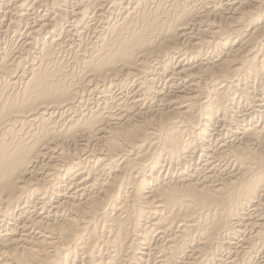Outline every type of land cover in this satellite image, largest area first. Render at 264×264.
<instances>
[{"label": "bare ground", "instance_id": "6f19581e", "mask_svg": "<svg viewBox=\"0 0 264 264\" xmlns=\"http://www.w3.org/2000/svg\"><path fill=\"white\" fill-rule=\"evenodd\" d=\"M70 2L12 0L3 11L20 21L45 6L54 18L38 17L21 45L0 51V264H146L153 252L160 264H208L222 259L242 225L249 231L227 263L264 250V104L252 100L260 124L243 120L217 145L209 132L256 92L264 0H74L73 9ZM88 15L102 29L92 41L79 37L63 58L58 21L89 30ZM8 22L1 33L22 24ZM40 33L47 36L38 41ZM213 48L223 54L203 63ZM173 50L199 62H175L169 81L177 91L170 92L154 86L151 68H169ZM128 82L139 93L130 101L108 95ZM86 90L113 99L83 111ZM153 94L155 108L142 107L139 96Z\"/></svg>", "mask_w": 264, "mask_h": 264}, {"label": "rangeland", "instance_id": "374dc122", "mask_svg": "<svg viewBox=\"0 0 264 264\" xmlns=\"http://www.w3.org/2000/svg\"><path fill=\"white\" fill-rule=\"evenodd\" d=\"M5 1H7V3H6ZM72 1H74V0H71V2H72ZM226 1H227L228 3H238L239 1L242 2V1H249V0H226ZM230 1H231V2H230ZM236 1H237V2H236ZM1 2H2V3H1ZM1 2H0V6H1L2 8L0 7V14H1V15H0V19H2V20L0 21V29H1V27H2V28H5L6 25H8L7 22H8V21L10 22L11 19H12V20H16V19H17L18 22H21V23H22V24H20L19 29H16L15 31H13L14 34H13V32H10V31H9V32H2V33L0 32V37H1V38H0V39H1V41H0V46H1L0 51H1V52L3 51L4 47H5V48H9V46H10V48H12V45H13V49H16L17 46L21 45V42H19V41H23V40H24L26 30H28V28L31 27V26H32V27L36 26V25L38 24V22L40 21V19H41L40 17L43 16V17H42V20L45 21L46 23H48V21H50L51 19L54 18V15H53L54 12L51 11V7L44 8L45 6H44V7H43V6H36L37 9H36V8H35V9L33 8L34 10H33V9L30 10V12H31L32 14H31V13H30V15L28 14L29 16H26V18L24 17V18H25V19L23 18L24 20H23V19H22V20L20 19V21H19V20H18V18H19L18 16H15V17H14V15H17V14H13L12 16L8 17L7 15L5 16V14L3 13V11L6 10V7H7V9H8L9 7L11 8V7L13 6V5H12V4H13V3H12V0H10V1H9V0H3V1H1ZM71 2H70V6H71L72 9H73V8H74V3H71ZM196 2L198 3V0H196ZM224 2H225V1H224ZM240 2H239V3H240ZM4 5H5V6H4ZM6 5H7V6H6ZM107 5H108V6H107ZM105 6H106V7H109V4H106ZM263 7H264V6H262V7H260V8L262 9ZM3 8H5V9H3ZM27 8H29V6H27L26 9H27ZM39 8H40V10H39ZM48 8H49V9H48ZM226 9H227V8H226ZM36 10L39 11V12H37ZM52 10H53V9H52ZM34 11H35V12H34ZM47 11H49V13H48ZM227 11H231L230 8L227 9ZM44 12H46V13H44ZM50 12H51V13H50ZM2 13H3V14H2ZM35 13H36V14L38 13V16H37ZM52 13H53V14H52ZM115 13L117 14V11H114V13H113V17L116 15ZM33 14L36 15V16H33ZM2 15H4V16H2ZM40 15H41V16H40ZM47 15H48V16H47ZM51 15H53V16H51ZM90 15H91V14H90ZM1 16H2V17H1ZM30 16H31V18H30ZM32 16H33V17H32ZM5 17H6V18H5ZM17 17H18V18H17ZM28 17L30 18V20H29ZM36 17H37V18H36ZM38 17H39L40 19H39ZM50 17H51V18H50ZM32 18H33V19H32ZM43 18H44V19H43ZM87 18H88V19H87ZM91 18H92V19H91ZM5 19H6V20H5ZM7 19H8V20H7ZM35 19H36V20H35ZM37 19H38V20H37ZM45 19H46V20H45ZM85 19H86L87 22H88L89 20L91 21L90 24H91L92 27L95 26V27H93V28L90 27V28H92V29L89 28L90 31H89L88 29H82L81 27L79 28V27H77L76 25H75V27H74V24L72 25V23H71V21H70L71 19H67V21H64V22H63V20L58 21V24L56 25L55 30H56V33L59 34V36L61 35V38H62V46L64 45L63 48H64L65 51H66V52H63L64 55H62V51H63V48H62V50H61V56H62L63 58H69V57H71V56L74 54L73 52H74V50L76 49V46H75V45H77V43L80 42L79 39H81V41L84 40V41H87V42L92 41V39H94V38H95V35H96V31H95V30H101V29H102V28H101L102 26L100 25L101 21H99V20H98V21H97V20L95 21V19L93 18V16L90 17V16L88 15V16L85 17ZM25 20H26V21H25ZM28 20H29V22H28ZM31 20H32V21H31ZM34 20H35V21H34ZM6 21H7V22H6ZM24 21H25V22H24ZM30 21L33 23V25H32V23H31ZM36 21H38V22H37V23H34V22H36ZM262 21H264V20H262ZM262 21H260V22H262ZM9 22H8V23H9ZM26 22H27V23H26ZM68 22L71 23V26H72V27L70 26V23H68ZM93 22H95V23H93ZM4 23H6V24H4ZM25 23H26V24H25ZM28 23H29V25H28ZM30 23H31V24H30ZM23 24H25V25H23ZM61 24H62V25H61ZM65 24H66V26H65ZM93 24H94V25H93ZM58 25H59L60 27H59ZM63 26H64V27H63ZM26 27H28V28H26ZM57 27H58V29H57ZM61 27H62V28H61ZM70 27H71V28H70ZM97 27H98V28H97ZM22 28H23V29H22ZM66 28H67V29H66ZM68 28H69V29H68ZM103 28H104V27H103ZM20 29H22L23 31L20 30ZM59 29H60V30H59ZM61 29H63V30H61ZM72 29H73V30H72ZM79 29L82 30V31H78ZM93 29H94V30H93ZM64 30H65V31H64ZM59 31H60L61 33H60ZM63 31H64V32H63ZM66 31H68L70 35H68V34H67L68 32H66ZM71 31L73 32L74 35H75V34H77V35L74 36V35L71 33ZM75 31H76V32H75ZM91 31H92V32H91ZM16 32H17L18 35L15 34ZM23 32H24V33H23ZM74 32H75V33H74ZM3 33H5V34H3ZM65 33H66V34H65ZM81 33H82V34H81ZM86 33H87V34H86ZM88 33H89L91 36L88 35ZM2 34H3L4 37L2 36ZM43 34H44V35H43ZM43 34L40 33V34L37 35V36H38V41L43 40V38H45V37L47 36L45 33H43ZM58 34H56V35H58ZM63 34H64V35H63ZM80 35H81V36H80ZM87 35H88V36H87ZM92 35H93V36H92ZM9 36H10L11 38H10ZM15 36H16V37H15ZM44 36H45V37H44ZM71 36H72L73 38H72ZM83 36H84V38H83ZM14 37H15V38H14ZM22 37H23V39H22ZM66 37H67V39H68L69 41L66 39ZM68 37H69V38H68ZM79 37H82L83 39H82V38H79ZM85 37H86V40H85ZM88 37H89V38H88ZM5 38H6L7 40H6ZM8 38H9V39H8ZM17 38H19V39L17 40ZM63 38H65L67 42L64 41L65 39H63ZM71 38H72V39H71ZM78 38H79V39H78ZM90 38H91V39H90ZM2 39H5V40H2ZM11 39H12V40H11ZM13 39H14V40H13ZM89 39H90V40H89ZM10 40H11V41H10ZM2 41H3V42H2ZM14 41H15V42H14ZM63 41H64V43H63ZM75 41H76V43H75ZM1 42L3 43V45H2ZM4 42H5V43H4ZM7 42H9V43H7ZM10 42H12V43H10ZM15 43H16L17 46L14 45ZM18 43H20V44L18 45ZM69 43H70V44H69ZM4 44H5V45H4ZM9 44H10V45H9ZM73 44H74V45H73ZM66 45H67V47H65ZM2 46H4V47L2 48ZM68 46H69V47H68ZM72 46H74V47H72ZM70 47H71V50L73 49L72 51L70 50ZM255 47L257 48V46L254 45V48H255ZM67 48H68V49H67ZM256 48H255V49H256ZM210 49H211V48H210ZM210 49H206V50H205L206 53H205L204 55H202L201 59H204V60H205V61H204V60L202 61L203 63L213 61V59H216V58H217V57H216L217 55H218V56H221V55L223 54V53L221 52V50H218L217 48H215V50H214V48H213V49L211 50V52H212L213 50L216 51V52H212V53L210 52ZM242 49L244 50V49H247V48L244 47V48H242ZM34 50H35V49H34ZM68 50H69V51H68ZM217 50H218V51H217ZM14 51H15V50H14ZM31 51H33V49H30L29 52H31ZM173 51H174V52L170 51L169 53H166V57H167V59H168V57H170V56H171V57H172V56H176V57H172V58H173V59L171 58L172 60L169 58V59H170L169 62H170V63L172 62L173 65H172V63H171V64L169 63L168 66H167V67H169V68L162 69V70L160 69V70H159L158 68H159V66H160L161 64H160V63H157L158 65L160 64V65L158 66V65H155V63H153L152 65H154L153 67H154L156 70H155L153 67L151 68L152 72H154L153 76H154V78H156V79H154V80H155V81H154L155 84L153 83L154 86H155V87L157 86V88L165 89L164 91H167V90L169 91V90L171 89L170 92H171V91H177V89H175L174 87H172V86H173V83H172L171 81H169V80H170V77H171V75H170L171 72H170V71H171V70L173 71V69L176 68V65H177V63H175V62H177L178 59L181 60V62H183V63H187V62H188L187 64H189V65H190V64L193 65V64H195L196 62H197V63L199 62V60L197 59V57H194L192 54H190V53L188 52V50H186V51H187L186 54H185L184 51H183L184 53H179V51L176 52L175 50H173ZM219 51L221 52V53H220L221 55H219ZM245 51H246V50H245ZM208 52H209V54H208ZM217 52H218V54H217ZM66 53H67V54H66ZM68 53H70L71 56H70ZM170 53H171L172 55H171ZM175 53H176V54H175ZM215 53H216V54H215ZM169 54H170V55H169ZM179 54H180V55H179ZM210 54H211V55H210ZM214 54H215V55H214ZM68 55H69V56H68ZM167 55H168V56H167ZM185 55L187 56V58H186ZM189 55L191 56V58H190ZM209 55H210V56H209ZM213 55H214V56H213ZM178 56H179V57H178ZM180 56H181V58H180ZM207 56H208V57H207ZM188 57H189V58H188ZM205 57H206V59H205ZM211 57H212V58H211ZM194 58H195V61L197 60L196 62L194 61ZM207 58H209V59H207ZM185 59H186V60H185ZM191 59H193V60H191ZM173 60H174V61H173ZM167 61H168V60H167ZM193 62H194V63H193ZM171 65H172V66H171ZM156 67H157V68H156ZM168 70H169V71H168ZM156 71H157L159 74H158ZM155 72H156V73H155ZM161 72H162V73L166 72V73H164V76H163V74H162ZM168 72H169V73H168ZM160 73H161V74H160ZM259 73H260V72H259ZM167 74H168V75H167ZM260 74H261V73H260ZM260 74H259L258 76L256 75L257 77H259V78H257V80H258V81L261 80V81H259L260 84H258L259 82H258L256 79H255L256 81H253L254 83L256 82V83H255V86H254V83H252V84H253L252 86H254V87H252V88H254V90H253L252 88H251V90H253V92L256 91V92L252 93V96H253V97L251 96V97H250L251 99H249L248 102H247V101H240L241 103H240L239 101L236 102V104H237V103H240L241 105H240V104H237V105L234 104L235 106L233 105V108H235V109L232 108V110H231V111H232L231 113H232L233 115L230 114L231 117H229L230 119H228V121L226 122L229 126H227L226 123H225V125H224L223 122H221V121H220L221 124L218 123V122H217L218 120L215 121L216 123L214 122L215 124H214L213 126H215V125L217 124V125H216L217 127H215V128H216V132H214L213 130H210V131H209L210 134L213 136V137L210 136V137H212V138H210V139H211V141L213 140L212 143H215L214 145H217L216 142H218V139H220V138H222V139H225V138H226V139H230V138H232V134H233V132H234L235 130L240 131V129H241V127L243 126V124H249V123L251 124V123H252L251 125H255V123L260 124V123L262 122L263 117H262V115L257 114V113H260V112H259L258 109H257L258 106H255V104H256L255 100H256V99H258L259 102H260L261 104H264V93L261 94V93H262L261 91L264 92V83H263V82H264V77H262V76H264V75H263L264 72H262V75H261V76H260ZM157 75H158L159 77H158ZM166 75H167V76H166ZM161 76H162V77H161ZM168 76H169V77H168ZM157 77H158V78H157ZM160 77H161V78H160ZM165 77H166V78H165ZM261 77H262V78H261ZM260 78H261V79H260ZM157 79H160V80L163 79V80L160 82L159 80L157 81ZM165 79H166V80H165ZM177 80L180 81V79H177ZM163 81H164V82H163ZM202 82H203V80H202ZM261 82H262V83H261ZM157 83H158V84H157ZM164 83H166V84H164ZM180 83H181L180 85H182V82H180ZM126 84H127V88H126V86H123V85H121V86L119 85V88H118V85H117V86L112 85V87H114V88H111V87L109 88V92H107V93H109L108 95L110 96V94L112 93V94H114L113 97H114V96H116V97L120 96V97H122L123 100H124V99H127V100L130 101L131 98H132V96H137V94H139V93H138L137 86H136L135 84H133L132 82H128V83H126ZM126 84H124V85H126ZM129 84H130V86H129ZM132 84H133V85H132ZM159 84H160L161 86H160ZM163 84H164V86H163ZM170 84H171V85H170ZM256 84H257L259 87H258ZM169 85H170V86H169ZM135 86H136V87H135ZM158 86H159V87H158ZM168 86H169V87H168ZM261 86H262V87H261ZM115 87H117V88H115ZM120 87H121V88H120ZM134 87H135V88H134ZM164 87H165V88H164ZM122 88H123L124 90H123ZM132 88H133V89H132ZM166 88H168V89H166ZM260 88H261V91H260ZM115 89H117V90H115ZM130 89H131V90H130ZM135 89H136V90H135ZM112 90H113V91H112ZM118 90H119V91L121 90L120 93H122V94H125V93L127 94V93H128V95L125 94V96H124V95L120 94ZM126 90H127V91H126ZM132 90L135 91V92H133ZM110 91H111V92H110ZM117 91H118V92H117ZM122 91H123V92H122ZM125 91H126V92H125ZM128 91H130V92H128ZM136 91H137V93H136ZM85 92H86L87 94H86V93H83V96H84L85 101H86L88 104H87L86 102H83L84 107H83V105H82V107H81V109H84L83 111H85L86 107H87V108H94L97 104H99V103H103V101H104V102H105V101H112L111 99H113V98L108 99L109 96H107V93H106L105 96H104L103 94H101V95L99 96L100 93H98V92H94L93 94H92V92H90L89 90H86ZM113 92H114V93H113ZM115 93H116V94H115ZM132 93H133V94H132ZM134 93H135V94H134ZM258 93H259V94H258ZM88 94H89V95H88ZM112 94H111V95H112ZM129 94H131V96H130ZM255 94H257V95H255ZM97 95H98V96H97ZM102 95H103L104 97H103ZM259 95H260V96H259ZM262 95H263V97H262ZM88 96H90V98H89ZM106 96H107V97H106ZM153 96H154V97H153ZM200 96L202 97V100L205 98L202 94H201ZM255 96H256L257 98H256ZM95 97H97V98L95 99ZM105 97H106L107 99H106ZM127 97H128V98H127ZM141 97L143 98L142 100L144 101V102H143L142 100L140 101V103L143 105V106L140 105V106H142V107L147 106V105H150V107L155 108L156 104L158 103V99H157L156 95H154V94H153V95H150V97H148V96L145 97V95H140L139 98L141 99ZM261 97H262V98H261ZM87 98H88V99H87ZM99 98H100V99H99ZM102 98H103L104 100H103ZM114 98H115V97H114ZM146 98H147V100H148L147 102H146ZM148 98H150V101H151V102H149V99H148ZM151 98H152V99H151ZM253 98H255V100H253ZM259 98H260L261 100H260ZM84 99H83V100H84ZM86 99H87V100H86ZM90 99H91L92 101H91ZM101 99H102V101H101ZM153 99H154L155 101H154ZM262 99H263V100H262ZM88 100H90V101H88ZM94 100H95V101H94ZM99 100H100V102L97 103V101H99ZM156 100H157V101H156ZM204 100H206V98H205ZM252 100L255 102V104H253L254 102H253ZM261 101H262V102H261ZM95 102H96V103H95ZM153 102H154V103L156 102V104H154ZM245 102H246V104H245ZM249 102H250V103H249ZM143 103H144L145 105H144ZM149 103H150V104H149ZM151 103H152V104H151ZM242 103H243L245 106H243ZM248 103H249L250 105H251V104H253V105L250 106ZM247 105H249L251 108H250V107H247ZM85 106H86V107H85ZM138 106H139V105H138ZM140 106H139V107H140ZM241 106H242L243 108H242ZM236 107H237V108H236ZM245 107H246V108H245ZM252 107H253L254 110H251ZM239 108H240V109H239ZM244 108H245L246 110H245ZM255 108H256V109H255ZM237 109H238V112H237ZM235 110H236V111H235ZM255 110H256V111H255ZM233 111H235L236 114H238V115L240 114L241 116H240V115H239V116H238V115L236 116L235 112H233ZM241 111H242V112H241ZM246 111H247V112H246ZM257 111H258V112H257ZM239 112H240V113H239ZM243 112H244L245 116H244ZM77 113H78V115H79V109H78V111L76 112V115H77ZM247 113H249V114H247ZM251 113H252V114H251ZM253 113H254V114H253ZM234 114H235V115H234ZM242 114H243V115H242ZM246 114H247V115H246ZM254 115H255V116H254ZM234 117H235L236 119H235ZM242 117H243V118H242ZM248 117H249V118H248ZM252 117H253V118H252ZM259 117H260L261 119H259ZM238 118H239V119H238ZM240 118H241L242 120H241ZM245 118H246V119H245ZM231 119H232V121H231ZM237 119H238V120H237ZM248 119H249V120H248ZM250 119H251L252 121H251ZM233 120H234V121H233ZM239 120H240V121H239ZM243 120H244V122H245V120H246V122L243 123ZM254 120H255L256 122H255ZM260 120H261V121H260ZM237 121H238L239 123H237ZM233 122H235L236 124L233 123ZM242 123H243V124H242ZM236 126H237V127H236ZM238 126H240V127H238ZM224 127H225V128H224ZM229 127L232 128V129H231L232 131L229 130V129H230ZM219 128H221V132H220V134L217 133V132H218L217 130H218ZM237 128H238V129H237ZM222 129H224V130H222ZM227 129H228V130H227ZM224 131H225V133H224ZM228 131H229V132H228ZM213 132H214V133H213ZM216 133H217L218 135H217ZM213 134H214V135H213ZM222 134H223V135H222ZM226 134H227V135H226ZM221 135H222V136H221ZM218 136H219V137H218ZM220 136H221V137H220ZM223 136H224L225 138H224ZM215 139H216L217 141H216ZM215 141H216V142H215ZM220 143H221V142H220ZM220 143H218V144H220ZM66 148H67L66 150H67V151L69 150L70 153L73 152V151H75V148H74L73 145H70V146H68V147H66ZM72 148H74V149H72ZM70 149H71L72 151H71ZM83 156H86V155H83ZM172 170H174V167H173ZM175 171L177 172L178 170L175 169ZM28 209H29V208H28ZM28 209H27V212H28V211H29V212H28V213L26 212L27 214L24 213V214H23L24 217L22 216L23 219L21 218V220L24 221V220H25V216H27L29 213H31V211H32L31 207H30V210H28ZM20 225H21V224H20ZM245 228H246V229H245ZM242 229H243V230H242ZM248 229H249L248 227H245V226L242 225V226L240 227V232H241V233L239 232V233H240V236H239V237H236L235 239H234V238L231 239V240H233V241H231L232 244H230L231 248L229 247V248H227L226 250L223 249V250L221 251V256H222V257H220V258H222V259L217 260V257H216V258H215L216 260H215V259L213 260L214 262L211 260V261H208V264H209V262H210V264H211V262H212V264H216V263H218V264H228V263H227V260H228V259H226V257H227L228 255H231V257H235V255H234V254H235L234 249H235V246H236L235 243L238 241L239 238L243 237L246 233H248V231H249ZM246 230H247V232H246ZM156 231H157V230H156ZM156 231L153 232V233H155V234H151V235H154V236H151L152 239H151V238L149 239V242H150L151 245L154 244V243H152V242H155V240L158 239V235L156 234V233H157ZM242 231H243V232H242ZM245 232H246V233H245ZM242 233H243L244 235H243ZM196 234H197V233L194 232V235H195V236H196ZM155 237H157V239H156ZM237 238H238V239H237ZM154 239H155V240H154ZM151 240H152V241H151ZM233 243H234V244H233ZM192 244H194V242H193ZM152 247H153V245H152ZM228 249H229L230 252L228 251ZM230 249H231V250H230ZM224 250H225V251H224ZM232 250H233V251H232ZM223 251H224V252H223ZM257 251H258V250H257ZM257 251H256V252H257ZM146 252H147V251H146ZM227 252H228V253H227ZM263 252H264V250H262V249H261V251L259 250L257 253L254 252V254L251 255L252 257L250 258L252 261H250V259H249V260L247 259L248 261L246 262V259L241 260V258H239L240 260L237 259V260H236L237 262H234V264H238V260H239V264H242V263H243V264H245V263H246V264H250V263L255 264V263L258 262V260L260 261L261 258L264 256V253H263ZM222 253H223V254H222ZM259 253H260V254H259ZM152 254H153V255H152ZM225 254H226V256H225ZM151 255H152V256H151ZM155 255H156V254H154V252L151 253L150 255L148 254V256L145 257V259H146V264H147V263H149V264H151V263H153V264H154V263H155V264H160V263H158V260H157V258H156L157 255H156V256H155ZM262 255H263V256H262ZM223 256H224V257H223ZM147 257H148V258H147ZM149 257H150V258H149ZM152 257H153V258H152ZM254 257H255V258H254ZM258 257H259V258L261 257V258L259 259ZM155 258H156V259H155ZM223 258H224V259H223ZM263 258H264V257H263ZM263 258H262V259H263ZM149 259H150V260H149ZM152 259H153V260H152ZM256 259H257V261H256ZM154 260H155V261H154ZM147 261H148V262H147ZM217 261H218V262H217ZM221 261H222V262H221ZM243 261H244V262H243ZM219 262H220V263H219ZM223 262H226V263H223ZM241 262H242V263H241ZM254 262H255V263H254ZM144 264H145V263H144Z\"/></svg>", "mask_w": 264, "mask_h": 264}]
</instances>
